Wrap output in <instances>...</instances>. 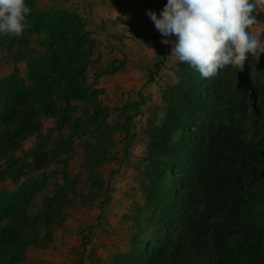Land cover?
Here are the masks:
<instances>
[{
  "label": "rangeland",
  "instance_id": "1",
  "mask_svg": "<svg viewBox=\"0 0 264 264\" xmlns=\"http://www.w3.org/2000/svg\"><path fill=\"white\" fill-rule=\"evenodd\" d=\"M25 2L29 24L38 11L75 12L85 36L67 45L61 27L32 25L21 37L0 36V91L29 90L28 106L41 96L38 76L57 79L60 67L75 75L82 63L83 93L65 99L51 83L52 99L45 100L57 113L39 111L38 130L15 146L9 132L18 126L0 127V264H124L154 243L155 211L171 192L167 159L152 157L149 145L170 108L194 109L183 94L202 95L210 80L161 43L146 10L159 17L167 0ZM253 14L261 23L248 31L263 41L264 12ZM227 69L246 87L264 82V54L258 62L250 56L242 72ZM244 125L252 130L248 120ZM170 139L178 148L181 129Z\"/></svg>",
  "mask_w": 264,
  "mask_h": 264
},
{
  "label": "trees",
  "instance_id": "2",
  "mask_svg": "<svg viewBox=\"0 0 264 264\" xmlns=\"http://www.w3.org/2000/svg\"><path fill=\"white\" fill-rule=\"evenodd\" d=\"M30 25L35 30L61 27L60 39L67 45L85 36L75 12L38 11ZM83 70L79 63L75 75L60 67L57 79L38 76L41 96H33L28 106L29 90L0 91V127L18 126L9 132V145L38 130L33 120L39 111L57 113L53 100H45L52 99L51 83L65 99L82 95L77 82ZM232 75L226 68L207 80L202 95L185 92L183 103L194 109L170 108L149 152L167 159L163 171L171 176V192L156 208L154 243L124 264H264V82L246 87L241 76ZM177 128L182 134L178 148L170 142Z\"/></svg>",
  "mask_w": 264,
  "mask_h": 264
},
{
  "label": "clouds",
  "instance_id": "3",
  "mask_svg": "<svg viewBox=\"0 0 264 264\" xmlns=\"http://www.w3.org/2000/svg\"><path fill=\"white\" fill-rule=\"evenodd\" d=\"M257 11L264 12V0H167L159 17L146 14L170 56L211 80L228 67L242 72L250 56L258 62L264 54V41L248 31L261 23ZM31 12L25 0H0V36L21 37Z\"/></svg>",
  "mask_w": 264,
  "mask_h": 264
},
{
  "label": "crops",
  "instance_id": "4",
  "mask_svg": "<svg viewBox=\"0 0 264 264\" xmlns=\"http://www.w3.org/2000/svg\"><path fill=\"white\" fill-rule=\"evenodd\" d=\"M259 30H260L261 32H263V34H264V25H262L261 28H259ZM263 41H264V39H263ZM262 46L264 47V44H262Z\"/></svg>",
  "mask_w": 264,
  "mask_h": 264
}]
</instances>
